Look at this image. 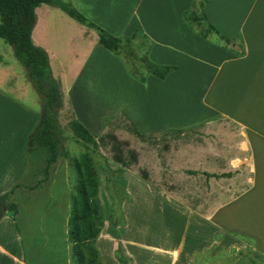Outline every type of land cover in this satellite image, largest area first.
<instances>
[{"label":"crops","instance_id":"1","mask_svg":"<svg viewBox=\"0 0 264 264\" xmlns=\"http://www.w3.org/2000/svg\"><path fill=\"white\" fill-rule=\"evenodd\" d=\"M66 1L115 37L146 35L151 41L149 60L175 67L164 77L146 72L140 79L121 56L99 42L96 30L62 13L58 14L82 35L78 42L68 43L56 65L59 51L50 30L56 11L50 4L37 6L32 38L47 50L75 120L98 137L106 130L105 118L120 114L144 133L222 123L235 128L227 136L233 151L245 153L246 172L234 175L232 158H226L222 171L202 168L211 184L224 178L220 182L236 185L213 195L218 201L207 214L208 222L214 232L244 237L264 256V0H206V21L218 31L212 38L201 35L186 19L197 0ZM17 61L0 52V196L28 172L24 146L40 120L39 97L36 107L26 100L25 69L21 65L19 70ZM18 221L7 210L0 215V264H58L51 250L56 246L63 252L65 244L53 241L44 251L35 247L32 258ZM133 256H128V264H143Z\"/></svg>","mask_w":264,"mask_h":264},{"label":"rangeland","instance_id":"2","mask_svg":"<svg viewBox=\"0 0 264 264\" xmlns=\"http://www.w3.org/2000/svg\"><path fill=\"white\" fill-rule=\"evenodd\" d=\"M45 5L50 6L42 7ZM52 9L56 14L51 18L50 30L52 43L56 42L59 51L54 57L57 65L63 60L68 43L78 42L82 33L58 14L70 18L62 9ZM43 12L44 8L40 10ZM199 28L208 32L209 37H215L204 25L199 24ZM144 42L147 41L138 38L127 48L137 49L141 57L146 49ZM0 52L17 61L13 47L1 36ZM15 63L19 70L24 67L19 61ZM25 77L26 100L36 107L39 93L28 81L26 70ZM38 101L41 111L40 97ZM58 118L65 136L62 147L65 154L52 165L50 179L44 186L36 190L25 188L17 198L22 213L18 222L28 256L34 258L33 248L44 251L54 241L56 245H65L63 252L56 246L51 250L52 260L74 264L68 241V220L77 184L72 159L86 152L92 156L100 179L104 226L96 245L102 264L103 261L119 263V253L127 258L134 255L143 264H264V256L258 254L251 242L240 235L227 237L214 232L208 222L207 214L218 201L213 195L236 185L231 180L220 182L224 178H216L218 182L211 184V178L202 168L222 171L226 158H232L233 174L246 172L245 153L233 151V141L227 136L235 128L222 123L215 127L198 125L144 133L120 114L109 121L105 118L106 130L99 135L96 147L74 136L71 124L76 120L64 99ZM44 163L41 159L37 166L40 177L44 176ZM30 168L36 169L32 164ZM24 180L30 186L36 182L32 175ZM177 255L178 260L172 261Z\"/></svg>","mask_w":264,"mask_h":264},{"label":"trees","instance_id":"3","mask_svg":"<svg viewBox=\"0 0 264 264\" xmlns=\"http://www.w3.org/2000/svg\"><path fill=\"white\" fill-rule=\"evenodd\" d=\"M206 0H197L194 7L186 11L185 16L190 25L201 35L208 36V32L199 28L204 25L208 31L217 33L214 26L206 21L203 6ZM46 3L62 9L78 22L93 28L99 35V42L121 56L131 72L142 79L146 72H152L160 77L173 68L153 63L147 53L151 44L146 35L139 32L130 37H115L103 28L89 21L70 2L66 0H0V36L4 38L14 50L18 61L25 67L26 76L34 89L39 93L42 101L40 120L29 134L24 153L28 163L35 165L26 172L9 191L0 196V203L7 210L14 221L18 220L21 212L19 194L23 189L36 190L50 179L52 165L59 160L63 147V127L58 118V111L63 104V93L60 81L54 77L50 64V57L46 49L36 45L32 38V32L37 22L36 7ZM141 38L146 44L145 53L140 57L138 50L128 49L127 45ZM224 38V37H222ZM228 43L229 39L224 38ZM112 118H107L109 121ZM74 136L80 140L99 146V137L93 134L84 124L76 120L71 124ZM41 159L45 160L42 167L43 177L37 173V166ZM72 165L77 172L76 192L72 196V207L68 224V239L72 243L74 264H102L100 250L96 240L100 236L104 217L99 197L100 179L92 156L82 153L80 157L72 159ZM32 172V174H31ZM28 175L34 176L36 182L30 186L24 180ZM218 176V175H213ZM222 176H229L224 173ZM219 177V176H218ZM120 264H128V258L119 253L117 257Z\"/></svg>","mask_w":264,"mask_h":264},{"label":"water","instance_id":"4","mask_svg":"<svg viewBox=\"0 0 264 264\" xmlns=\"http://www.w3.org/2000/svg\"><path fill=\"white\" fill-rule=\"evenodd\" d=\"M6 209L4 208V206L2 204H0V215H4Z\"/></svg>","mask_w":264,"mask_h":264}]
</instances>
